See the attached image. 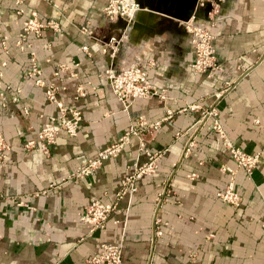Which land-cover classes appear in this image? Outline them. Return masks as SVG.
Wrapping results in <instances>:
<instances>
[{
	"label": "crops",
	"instance_id": "obj_1",
	"mask_svg": "<svg viewBox=\"0 0 264 264\" xmlns=\"http://www.w3.org/2000/svg\"><path fill=\"white\" fill-rule=\"evenodd\" d=\"M105 1L23 0L19 14L12 0H0V61L5 60L0 63V89L10 83L16 95L0 108V129L9 145L0 160V264H90L87 257L102 241L121 243L122 264H264V0H219L210 28L221 69L209 76L190 67L193 49L182 26L156 15L138 29L121 30L116 17L102 14ZM30 9L41 18L55 19L59 30L29 33L30 45L19 49L14 36ZM84 22L95 37L79 30ZM112 43V53L101 50ZM29 50L44 78L65 85L58 92L63 103L81 112L75 135L58 131L47 153L23 147L55 112L42 88L24 74ZM66 61L77 62L76 77L65 72L60 80L50 76L57 62ZM134 63L164 88L165 96L138 97L122 107L103 71ZM225 80L231 84L216 96ZM78 82L84 94L75 98ZM188 103L198 108L182 109ZM210 106L216 114L198 121L200 111ZM166 107L172 115L141 134L149 148L164 149L155 171L136 180L127 208L123 200L116 203L112 219L117 221L90 229L79 219L83 206L91 196L106 203L114 200L120 175L144 158L137 137L131 135L116 156L90 174L67 175L139 116L152 121ZM213 117L233 145L259 152L248 174L235 165L212 128ZM189 139L192 145L182 155ZM220 164L235 169L238 206L214 194L228 176ZM164 185L169 192L159 200ZM154 213L160 218L159 235Z\"/></svg>",
	"mask_w": 264,
	"mask_h": 264
},
{
	"label": "built area",
	"instance_id": "obj_2",
	"mask_svg": "<svg viewBox=\"0 0 264 264\" xmlns=\"http://www.w3.org/2000/svg\"><path fill=\"white\" fill-rule=\"evenodd\" d=\"M15 5V12L21 14L23 8L21 3L23 0H12ZM205 3L210 4V9L207 12L209 17V23L194 22L193 13L190 14L187 20L183 21L184 29L189 33V41L193 49V59L190 61V67L199 72L205 73L209 76L214 71L221 69V65L216 61L214 47L212 44L213 32L211 26L213 24V16L218 11L217 0H196L193 11L202 8ZM137 8V3L134 0H106L101 7V12L108 18L123 17L130 18ZM79 30L87 34L90 37H95L92 29L88 23L84 22L80 24ZM43 28L51 29L52 31L59 30L58 22L53 18H41L35 9L28 10L27 14L22 18L20 28L14 36V44L19 49H24L29 46L30 43L26 40V36L29 33L38 35ZM2 48L6 51L3 40H1ZM113 46V47H112ZM115 44L103 45L102 51H108L112 53ZM81 49L88 51L87 45L82 44ZM1 65L5 64V60L0 61ZM152 64L151 61H149ZM77 62L66 61L57 62L51 69L50 76L57 79H62V74L65 72L66 77H76L75 65ZM24 74L32 77L33 83L42 88L45 99L55 106V112L49 114L46 119L41 123L40 127L36 131L35 137H30L23 142L25 149L40 148L42 152L47 153L49 145L54 142L55 136L58 131L63 130L68 136H73L76 133L79 120L81 118V112L76 106L64 104L62 99L59 98L58 92L65 87L62 83H56L53 79L44 78L41 69L38 67L34 52L29 50V66L25 69ZM104 77L115 97L121 102L122 107H126L130 101L138 97H146L149 95H157L159 98H163L164 88H158L148 77L146 69L138 63H134L128 66H124L119 69H113L107 67L103 71ZM2 70L0 69V77ZM231 83L225 80L221 89L215 92V95H220L225 89L229 87ZM15 91H18L15 88ZM84 94L83 86L80 82L75 84V95L78 97ZM16 99L15 92L11 91V84L6 83L5 86L0 89V108L6 106L8 102H12ZM194 109L198 108L195 103H188L182 109ZM23 111L26 112L27 108L23 107ZM173 111L169 107L165 108L164 114L152 121H147L143 117L139 116L134 123L128 125L115 140L110 141L101 148H99L95 154L91 157H87L79 165H77L67 177H83L90 174L96 169L105 159L116 156L123 147L128 143L131 135L137 137V149L144 155L143 159L139 161H133L119 177L118 187L114 191V200L110 203L102 201L98 197L91 196L83 206L79 219L87 223L91 228L104 227L108 220L112 219V213L115 209L116 203L119 200L125 201L127 208L130 203L133 193L136 191V180L144 175L153 173L157 167V160L163 152L161 149H151L147 146L145 139L141 134L146 130H155L160 121L167 119L172 115ZM216 114L213 106L200 111L198 121H203L206 116H214ZM212 128L216 131L219 137L224 141V145L227 148L230 156L235 162L237 167L243 168L244 172L248 174L251 168L256 164L259 158V152H245L239 147L233 145L226 137L223 129L218 120L213 117L211 121ZM192 145V140H188L185 147L182 150V155H186ZM9 148L7 141L0 129V160H2ZM175 164V163H173ZM220 168L227 171L228 176L224 186L220 189H216L214 194L224 202L230 203L233 206H238L241 200L240 195L234 188L233 175L235 169L220 164ZM189 177H193L194 173L190 172ZM166 184V183H165ZM169 192V187L164 185L156 198L161 200ZM117 221V219H112ZM264 223V216L262 218ZM160 218L154 213L153 224L154 232L156 235L161 234V228L159 227ZM87 262L90 264H122L121 259V243L112 241H102L99 243V247L91 255L87 257Z\"/></svg>",
	"mask_w": 264,
	"mask_h": 264
},
{
	"label": "water",
	"instance_id": "obj_3",
	"mask_svg": "<svg viewBox=\"0 0 264 264\" xmlns=\"http://www.w3.org/2000/svg\"><path fill=\"white\" fill-rule=\"evenodd\" d=\"M195 1L196 0H134V2L137 3V8L132 16L128 19L117 16L116 21L119 22L121 30L125 27L138 29L144 26L149 19L158 15L160 18H170L183 27V21L187 20L190 14L193 13L194 22L209 23L207 12L210 9V4L205 3L202 8L193 11ZM217 1L219 3V0ZM119 36L120 34L116 37L119 38Z\"/></svg>",
	"mask_w": 264,
	"mask_h": 264
}]
</instances>
